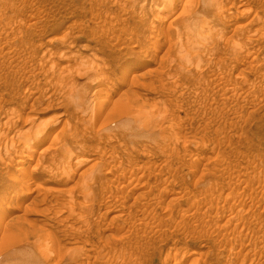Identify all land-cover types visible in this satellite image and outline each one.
<instances>
[{
    "label": "rangeland",
    "instance_id": "obj_1",
    "mask_svg": "<svg viewBox=\"0 0 264 264\" xmlns=\"http://www.w3.org/2000/svg\"><path fill=\"white\" fill-rule=\"evenodd\" d=\"M175 1L0 0L3 208L34 189L0 209V264H264V0ZM195 18L216 36L189 57ZM56 135L71 178L33 168Z\"/></svg>",
    "mask_w": 264,
    "mask_h": 264
},
{
    "label": "bare ground",
    "instance_id": "obj_2",
    "mask_svg": "<svg viewBox=\"0 0 264 264\" xmlns=\"http://www.w3.org/2000/svg\"><path fill=\"white\" fill-rule=\"evenodd\" d=\"M192 1H194V0H192ZM202 1V0H201ZM164 3H167V6L168 7H173L174 6V8H175V6H177V1H175V0H164ZM187 5V4H186ZM193 7H195V6H193ZM173 8V9H174ZM172 9V10H173ZM175 11V9L173 10V12ZM183 11H185V10H183ZM190 12V11H189ZM222 12V11H221ZM161 13V12H160ZM159 14V13H158ZM207 17V16H206ZM206 17H204V18H206ZM186 19V18H185ZM190 19V18H189ZM196 19V18H195ZM202 18H197L196 20L198 21H196V20H194V21H196V23H194L193 25H191V26H189V27H182L183 28V31H184V35H185V32L189 35V36H192L191 38L193 39V37H194V39L193 40H191V38L189 37H187L188 39H189V41L188 40H185L188 44H190V46L191 47H189L190 48V50H189V52H190V54L191 55H193V56H191L190 54V56L189 57H195V55L197 56V52H196V46H197V48H199V45H200V47H203V45L205 46V44H207V39H211L212 40V37H215L216 35H212L211 36V34H214V30H213V28H214V26L213 25H210L211 23L208 21V19H207V23L206 22H201L202 20H201ZM199 20H201V21H199ZM204 20V19H203ZM205 21V20H204ZM211 21V20H210ZM213 21V20H212ZM189 22V21H188ZM191 22V21H190ZM210 24H209V23ZM188 24V23H187ZM190 24V23H189ZM214 25L216 24V23H213ZM188 26V25H187ZM216 27V26H215ZM213 30V31H212ZM172 31V30H171ZM178 32V31H177ZM213 32V33H212ZM233 32V31H232ZM179 33V32H178ZM182 33V32H181ZM186 34V35H187ZM181 35L183 36V34H180V37H181ZM186 35H185V38H186ZM156 36V35H155ZM176 36V35H175ZM178 36V38H180L179 37V35H177ZM177 36H176V38H177ZM225 36V35H224ZM171 37V36H170ZM210 37V38H209ZM176 38H173L172 37V39H171V42H169V43H177L178 42V40L176 39ZM238 39V38H237ZM207 40V41H206ZM182 41H183V37H181V40H180V43H182ZM184 41V42H185ZM210 41V40H209ZM236 41V40H235ZM213 42V41H212ZM179 43V42H178ZM211 43V42H210ZM237 43V42H236ZM179 45V44H178ZM182 45V44H181ZM195 46V47H194ZM176 47H177V45H176ZM184 47V46H183ZM211 47V46H210ZM179 48H180V46H179ZM178 48V49H179ZM182 48V47H181ZM179 49V50H182V49ZM186 47H184V49H185ZM205 48H207V47H205ZM208 48H209V46H208ZM207 48V50H209ZM177 49V51L178 52H180L179 50ZM202 49V48H201ZM203 49H204V47H203ZM202 49V50H203ZM233 49V48H232ZM197 50H200V48L199 49H197ZM185 51H186V49H185ZM184 51V52H185ZM241 51V50H240ZM247 51V50H246ZM182 52V51H181ZM188 51L186 52L187 53V55L186 56H188V53H189ZM201 52V51H200ZM164 54V53H163ZM167 54V53H166ZM179 54V53H178ZM182 54H183V52H182ZM195 54V55H194ZM201 54V53H200ZM248 54V53H247ZM180 55V54H179ZM202 55V54H201ZM205 55H207V54H205ZM181 56V55H180ZM203 57V56H202ZM181 58V57H180ZM210 58V57H209ZM172 59V58H171ZM184 59V58H183ZM174 60V59H173ZM184 60H188L187 58H185ZM165 62V61H164ZM181 62V61H180ZM200 62V61H199ZM167 63V62H166ZM186 63V62H185ZM191 63V62H190ZM196 63V62H195ZM188 64V63H187ZM93 65V64H92ZM177 65V64H176ZM90 66V65H89ZM96 66V65H95ZM163 66V65H162ZM90 68H92V67H90ZM89 68V69H90ZM97 68H99V67H97ZM93 69V68H92ZM154 69V68H153ZM102 70L103 69H100V72H102ZM87 71V70H86ZM93 71H96V69H94V70H92V72ZM155 72V71H154ZM101 74H103V72L101 73ZM146 74V73H145ZM144 74V75H145ZM147 75V74H146ZM171 75V74H170ZM173 75V74H172ZM102 77V76H101ZM98 78V77H97ZM135 78V77H134ZM166 78V77H165ZM172 79V78H171ZM102 80V79H101ZM135 81V80H134ZM137 81V80H136ZM140 79L138 80V83L140 84V85H142L143 83L140 81ZM163 82V81H162ZM137 83V82H136ZM174 83V82H173ZM176 83V82H175ZM134 84V83H133ZM161 85V84H160ZM172 86V85H171ZM201 86V85H200ZM171 88V87H170ZM76 90V89H75ZM70 91V90H69ZM97 91H99L100 92V89L98 90L97 89ZM182 91V90H181ZM76 92V91H75ZM99 92H95V94L96 93H99ZM82 94V96L84 95V93H81ZM87 94V93H86ZM94 94V93H93ZM80 95V94H79ZM100 95V94H99ZM165 95V94H164ZM95 96V95H94ZM72 97V96H71ZM97 97V96H96ZM75 98V97H74ZM73 99V98H72ZM80 99V98H79ZM97 99H98V97H97ZM96 99V100H97ZM101 99V98H100ZM100 99H98L99 100V102L100 103H102L101 101H100ZM169 99V98H168ZM178 99V98H177ZM193 99V98H192ZM74 100V99H73ZM96 100L95 101H92V102H95L96 104H97V102H96ZM25 101H26V99H25ZM28 101V100H27ZM71 101V100H70ZM85 101H87V100H85ZM105 102V101H104ZM103 102V103H104ZM73 103V102H72ZM76 103V102H75ZM25 104V103H24ZM80 104H81V102H80ZM92 104V103H91ZM172 104H174V103H172ZM98 105H99V103H98ZM101 105V104H100ZM99 105V106H100ZM105 105V104H104ZM107 105V104H106ZM86 106V105H85ZM138 106H139V104H138ZM142 106V105H141ZM25 107V106H24ZM94 107V106H93ZM104 107V106H103ZM145 107V106H144ZM100 108V107H99ZM98 108V110L100 111V109H102V106H101V108L99 109ZM145 108H147V107H145ZM86 109V108H85ZM90 109H92L91 107H90ZM97 110V111H98ZM146 110V109H145ZM96 111V110H95ZM145 112L144 110H141V112ZM92 113V112H91ZM134 117V116H133ZM143 117V116H142ZM151 117V116H150ZM91 118V117H90ZM146 118V117H145ZM96 119V118H95ZM89 120V119H88ZM32 122V121H31ZM127 122V121H126ZM41 123V122H40ZM95 123V122H94ZM154 123V122H153ZM44 124H46V123H44ZM119 124V123H118ZM141 124V123H140ZM126 125V124H125ZM69 126V125H68ZM31 127H33V126H31ZM49 126L47 125H45V126H41V124H39V125H37L36 126V128H25V129H23L22 130V132L21 133H19L20 135H23V136H21V139H22V137H25V135L26 136H28L29 137V134L30 133H32V136L34 137V136H36V137H38V136H44V137H46V136H48V134H49V132L51 131V127H49ZM91 127H92V125H91ZM122 128V127H121ZM96 129V128H95ZM102 130H105L106 128H101ZM83 130H84V128H83ZM114 130V129H113ZM87 131V130H86ZM101 131V130H100ZM61 132V131H60ZM111 132V131H110ZM34 134V135H33ZM108 134V133H107ZM31 135V134H30ZM93 135V134H92ZM19 136V135H18ZM111 136H112V133H111ZM20 137V136H19ZM32 137V138H33ZM36 137H34V138H36ZM64 136H62V138H63ZM69 138V137H68ZM26 139V141L24 140V138H23V144H24V148H28L29 149V147H30V142H28L27 143V139H29V138H25ZM53 140H52V143H53V145H55V146H53L54 147V150H55V152H53L52 154V157L53 156H57L56 154H57V150L59 149V147L60 146H63V149L61 150L63 153H64V156H66V157H64L65 159H62L63 157L61 156V158H59V159H53L52 158V160H48L49 162H47V163H45L44 161H42V160H38V159H36L35 158V161H34V164H33V168L34 169H38V168H40L41 166H43L42 167V170H43V168L44 167H47L48 169H49V171H51V172H54V174L56 175V176H54V177H57L56 179H59V178H62L61 176H64V175H68L67 177L69 178V176H70V178H71V176L74 174V172H75V170H77V168H78V171H79V168L81 167V165L82 164H84V163H86V160H88V158L86 159V158H84V157H82V156H80V155H77V153H75V151L74 150H71L70 149V147L67 145V144H69V142L68 143H66V142H62V141H67V138H63V140H61V138H59V135H56L54 138H52ZM71 139V138H70ZM70 139H69V141H70ZM33 140V139H32ZM60 140H61V144H60ZM30 141V140H29ZM32 142V141H31ZM36 142V141H35ZM18 143H20V142H18ZM51 143V142H50ZM51 143V144H52ZM66 143V144H65ZM14 145V144H13ZM12 145V146H13ZM21 145V144H20ZM52 146V145H51ZM51 146H49L51 149L53 148V147H51ZM15 147H19V146H15ZM12 148H14V146L12 147ZM31 148V147H30ZM47 148V147H46ZM61 148V147H60ZM97 148V147H96ZM45 148H40V151H39V153H44L45 152ZM77 150V149H76ZM59 151V150H58ZM30 152V151H29ZM14 154V153H13ZM66 154V155H65ZM19 155V154H18ZM50 155V154H49ZM63 155V154H62ZM47 157H48V155H47ZM13 158V157H12ZM38 158V157H37ZM49 158V157H48ZM58 158V157H57ZM73 159V160H72ZM19 160V159H18ZM21 160V159H20ZM47 161V160H46ZM97 166V165H96ZM132 166V165H131ZM94 167V166H93ZM130 167V166H129ZM41 169V168H40ZM47 169V170H48ZM93 169V168H92ZM91 169V170H92ZM95 169V168H94ZM85 170V171H84ZM96 170V169H95ZM36 171V170H35ZM41 171V170H40ZM48 171V172H49ZM88 171H90V169L88 170ZM88 171H86V168L85 169H83V171L81 170L79 173H78V181L79 182H81V183H83L82 185H84L83 186V188L86 190V188L88 187V186H85L86 184H87V182L89 181L88 179H89V177H92V179H93V176H95V175H93V176H90V174L88 173ZM47 172V173H48ZM125 172H126V170H125ZM45 173V172H44ZM53 174V173H52ZM75 175V174H74ZM73 175V176H74ZM66 176H65V178H66ZM72 176V177H73ZM86 176H87V178H86ZM97 176V175H96ZM95 176V177H96ZM14 177V176H13ZM95 177H94V179H95ZM53 178V177H52ZM67 178V179H68ZM91 179V178H90ZM91 179V181H93ZM98 179V178H97ZM133 179V178H132ZM138 179V178H137ZM12 181H11V184H9L8 185V187L7 188H5V190L4 191H2V194L4 195V196H8L9 194H7V192L8 191H10V187L11 186H13V190L17 187L18 189L19 188H21V192L19 193V194H17V196H16V194H15V196L13 195V191L11 192V196L9 195V198H10V204H9V206H8V208H9V210L7 211V210H5L4 208L6 207V205H5V207L3 208V206H4V203H6V199L7 198H5V200H0V209H2V211H3V213H2V217L3 216H6L7 214H8V212L11 210L12 212L13 211H18V210H20L21 208H23L24 206H26V207H28L26 210L28 211V209H29V206L30 205H32V203L30 202V198H31V195H32V193L34 192V189H31L30 187H31V185L33 184V182H32V180H31V178L29 177V173H27L26 171H22V173H21V176L20 177H14V178H12L11 179ZM60 180V179H59ZM69 180V179H68ZM99 180V179H98ZM134 180V179H133ZM67 181V180H66ZM90 181V182H91ZM54 182V181H53ZM62 182V181H61ZM60 182V183H61ZM94 182H95V180H94ZM106 182V181H105ZM128 183H129V181H128ZM80 184V183H79ZM78 184V185H79ZM130 184V183H129ZM14 185H16V186H14ZM68 185V184H67ZM73 184H71V186H72ZM73 186H75V184L73 185ZM118 186V185H117ZM15 187V188H14ZM68 187V186H67ZM86 187V188H85ZM89 187H90V185H89ZM88 187V188H89ZM107 187V186H106ZM71 188H73V187H71ZM87 188V189H88ZM91 188V187H90ZM17 189V190H18ZM92 189V188H91ZM91 189H90V191H91ZM66 190H67V188H66ZM66 190H65V192H66ZM69 190V189H68ZM81 191H83L82 190V187H81V189H80ZM89 190V189H88ZM16 192V191H15ZM14 192V193H15ZM59 192H61V190L59 191ZM93 192V191H92ZM120 192V191H119ZM83 193H84V191H83ZM82 193V194H83ZM85 193H86V191H85ZM88 193V192H87ZM70 194V193H69ZM73 194V193H72ZM64 195H66V193L64 194ZM77 195H79V194H77ZM84 196H86L87 197V199H88V196H90L91 195V192H89V194H88V196L86 195V194H83ZM82 195V196H83ZM35 196H36V194H35ZM38 196V195H37ZM83 196V197H84ZM85 197V198H86ZM112 197V196H111ZM153 197V196H152ZM9 198H8V201H9ZM38 198V197H37ZM37 198H36V200H35V203H37V205H38V203H39V201H41V200H39V198H38V200H37ZM177 198V197H176ZM32 199H33V197H32ZM42 199V198H41ZM89 199H90V197H89ZM29 200V201H28ZM85 200V199H84ZM32 201V200H31ZM44 201V200H43ZM8 203V202H7ZM34 203V202H33ZM54 203H56V202H54ZM40 204H42V203H40ZM87 204V203H86ZM35 205V204H34ZM82 205V204H81ZM85 205V204H84ZM25 207V208H26ZM81 207V206H80ZM86 207V206H85ZM7 208V209H8ZM25 208H24V210H25ZM88 208V207H87ZM80 209V208H79ZM82 209V208H81ZM22 210V209H21ZM20 210V211H21ZM23 210V211H24ZM10 211V212H11ZM78 212H79V210H78ZM86 212V211H85ZM82 213V212H81ZM79 215V214H78ZM85 216H86V213L84 214ZM18 217V215H15L14 216V218H17ZM81 217V216H80ZM230 232H231V230H230ZM262 235V234H261ZM43 253H44V251H43ZM46 253V252H45ZM44 255V254H43ZM122 255V254H121Z\"/></svg>",
    "mask_w": 264,
    "mask_h": 264
}]
</instances>
